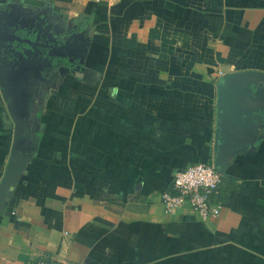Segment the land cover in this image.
<instances>
[{
  "label": "crops",
  "instance_id": "0c3cea01",
  "mask_svg": "<svg viewBox=\"0 0 264 264\" xmlns=\"http://www.w3.org/2000/svg\"><path fill=\"white\" fill-rule=\"evenodd\" d=\"M242 71L257 119L223 128L219 214L165 213L173 172L213 163L215 84ZM38 259L264 264V0H0V264Z\"/></svg>",
  "mask_w": 264,
  "mask_h": 264
},
{
  "label": "built area",
  "instance_id": "2783aa9c",
  "mask_svg": "<svg viewBox=\"0 0 264 264\" xmlns=\"http://www.w3.org/2000/svg\"><path fill=\"white\" fill-rule=\"evenodd\" d=\"M223 176L209 162H196L176 170L158 195L163 211L171 214L188 208L201 219L216 217L225 202ZM25 264L64 263L38 259Z\"/></svg>",
  "mask_w": 264,
  "mask_h": 264
},
{
  "label": "water",
  "instance_id": "95a60500",
  "mask_svg": "<svg viewBox=\"0 0 264 264\" xmlns=\"http://www.w3.org/2000/svg\"><path fill=\"white\" fill-rule=\"evenodd\" d=\"M242 74H255L257 72L253 71H242V72H232L220 76L215 84V113H214V146H213V167L217 172L223 174L225 166L226 153H221L220 147L222 145V131L226 123L236 126L242 129L243 132L252 136L251 129L253 123L257 119V116L253 112L248 110H243L236 106L238 98L243 94H250L251 88L247 83L235 82L228 84L227 80L235 76ZM262 90L256 88L252 94L261 97ZM224 175V174H223Z\"/></svg>",
  "mask_w": 264,
  "mask_h": 264
},
{
  "label": "flooded vegetation",
  "instance_id": "af4514ba",
  "mask_svg": "<svg viewBox=\"0 0 264 264\" xmlns=\"http://www.w3.org/2000/svg\"><path fill=\"white\" fill-rule=\"evenodd\" d=\"M11 32H13L16 36L21 38V41H15L13 40L11 42L12 46H17L19 49L21 50H25L28 48V42L30 41H34V37L32 35V33L27 30V29H13L11 30ZM40 40V39H39ZM38 44L35 45V48L37 49L38 52H42L44 50V48L41 46L43 44V42L40 40L39 42H36ZM31 46V45H29ZM37 46V47H36Z\"/></svg>",
  "mask_w": 264,
  "mask_h": 264
},
{
  "label": "trees",
  "instance_id": "16d2710c",
  "mask_svg": "<svg viewBox=\"0 0 264 264\" xmlns=\"http://www.w3.org/2000/svg\"><path fill=\"white\" fill-rule=\"evenodd\" d=\"M232 178H230V177H228V176H223V181H224V184H225V182L227 183V184H229L230 182H232Z\"/></svg>",
  "mask_w": 264,
  "mask_h": 264
},
{
  "label": "rangeland",
  "instance_id": "374dc122",
  "mask_svg": "<svg viewBox=\"0 0 264 264\" xmlns=\"http://www.w3.org/2000/svg\"><path fill=\"white\" fill-rule=\"evenodd\" d=\"M34 41L39 42L40 40L38 39V40H34ZM41 46H44V45H41Z\"/></svg>",
  "mask_w": 264,
  "mask_h": 264
}]
</instances>
